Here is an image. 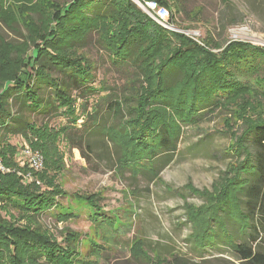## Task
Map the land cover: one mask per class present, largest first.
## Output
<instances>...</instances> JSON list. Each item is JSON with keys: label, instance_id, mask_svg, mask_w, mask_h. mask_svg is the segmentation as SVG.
<instances>
[{"label": "trees", "instance_id": "16d2710c", "mask_svg": "<svg viewBox=\"0 0 264 264\" xmlns=\"http://www.w3.org/2000/svg\"><path fill=\"white\" fill-rule=\"evenodd\" d=\"M122 1L71 0L56 8L50 33L31 52L27 65L33 68L32 73L4 81L0 90V156L10 171L0 172V264L96 261L93 255H98V249L92 246L82 252L77 233L68 231L58 240L36 224V218L55 205L61 192L50 186L49 181H44L46 189L40 188L44 171L50 170L51 162L57 158L49 151L55 147V140L48 134V123L38 125L29 115L52 112L59 116L62 109L71 111L76 99L81 101V122L68 117L60 128L69 146L89 159L98 142L110 141L119 151L117 169L137 172L144 169L152 178L176 154L180 139L178 121L193 122L196 116L217 109L232 114L238 111L242 123L235 146L242 159L222 196L204 209L205 225L198 248L202 250L207 242H213V222L221 212H226L240 238L236 241L234 233L222 230L224 222L219 230L225 232L220 234L227 236L228 247L235 257L243 264H264V251L260 248L264 237V47L241 40L219 42L211 34L202 39L204 46L183 33L156 24L133 1ZM155 1L168 8L169 20L175 25L173 10L180 11L181 6L170 0ZM128 8L141 18H129L127 13L125 16L124 10ZM0 17L4 19L1 13ZM106 19L122 24L124 31L114 42L107 41L101 32ZM59 26L62 30L67 28L69 38L59 36ZM91 31H96L110 65L122 79L120 83L100 81L101 87L94 86L93 65L73 55L76 47H83ZM214 48L218 51L212 52ZM44 86L49 87L47 95L42 94ZM102 91L106 93L99 95ZM92 96L96 100L90 104ZM238 103L243 109H234ZM14 106L16 110L10 109ZM108 117L112 118L111 124ZM11 134L21 135L26 141L40 139L46 158L40 149L31 147L43 156L41 171H44L31 173L39 184L25 180L23 173L27 168L12 161L15 147L10 153L6 140ZM5 144V150L1 151ZM60 169L55 178L61 175ZM98 193L76 195L78 201L92 206L95 216H101L102 210ZM9 210L16 211L25 223H13L7 215ZM102 218L100 222L105 220L114 231L119 229L113 218L105 215ZM136 243L141 254L144 250L154 253L151 261L155 264H198L174 253L150 251L143 239Z\"/></svg>", "mask_w": 264, "mask_h": 264}, {"label": "rangeland", "instance_id": "374dc122", "mask_svg": "<svg viewBox=\"0 0 264 264\" xmlns=\"http://www.w3.org/2000/svg\"><path fill=\"white\" fill-rule=\"evenodd\" d=\"M70 1L0 0V13L4 17H0V90L5 80L23 78L32 73L33 68L27 63L33 48L50 33L55 9ZM170 1H175L182 8L180 11L173 10L174 26L186 33L195 32L193 40L198 44L205 46L202 39L211 34L219 42L241 40L264 47V0ZM124 12L125 16L129 14V18H141L132 8ZM121 27V22L106 19L101 32L106 35L107 41L114 42L124 31ZM148 29L154 31V28ZM57 30L60 37H70L66 36L67 28L62 30L59 26ZM97 37L96 31H91L83 47H76L73 55L93 65L94 86L101 87L100 81L120 83L122 79L110 65ZM211 50L218 51L217 48ZM48 89L44 86L42 94L47 95ZM105 93L102 91L99 95ZM95 100L96 96H92L89 103ZM72 103L71 111L62 109L60 111L63 114L59 116L52 112L49 115L46 112L29 115L38 125L48 123V134L55 140V147L52 146L49 151L56 154L57 158L51 162L50 170H43L44 179H41L40 188H45L47 182L44 181H49L50 186L61 192L55 198V205L36 218L37 225L47 229L58 240L68 231L77 233L82 252L92 246L98 249V255H93L96 259L94 264H155V261H151L154 253L144 250L141 254L136 243L139 239L146 241L150 251L165 255L174 253L198 264H243L228 247L227 236L221 235L226 231L234 233L236 241L240 238L226 212H221L218 220L213 222V242H207L202 250L198 248L199 245L201 247L199 236L205 225L204 209L222 196L224 187L234 176L236 165L242 159L235 146L242 123L238 111L232 114L228 110L217 109L196 116L193 122L178 121L180 139L176 154L159 171L158 176L152 178L144 169L138 172L130 168L117 169L119 151L110 141L98 142L89 159L82 157L77 148H71L60 128L68 117L76 119V123L81 122V101L76 99ZM16 107L10 109L16 110ZM235 108L243 109V105L235 104ZM250 113H253V108ZM107 119L108 124H111L112 118ZM6 140L10 144V153L15 147L13 162L19 161L18 155L23 144L40 149L47 157L39 145V138L26 141L21 135L11 134ZM5 146L1 151L5 150ZM58 167L63 170L60 169L61 175L55 178ZM41 170L35 172H43ZM96 192L101 196L98 201L102 209L99 211L101 216H95L92 206L76 198L77 194L86 196ZM7 215L11 216L13 223H25L16 211L9 210ZM61 215L66 218H61ZM104 215L113 218L115 224L118 223L117 231L109 227L105 220L100 222ZM222 222L224 229H221L224 231L220 232ZM261 242L260 248L264 251V237ZM132 253L138 255L136 257L139 259L134 258Z\"/></svg>", "mask_w": 264, "mask_h": 264}, {"label": "built area", "instance_id": "2783aa9c", "mask_svg": "<svg viewBox=\"0 0 264 264\" xmlns=\"http://www.w3.org/2000/svg\"><path fill=\"white\" fill-rule=\"evenodd\" d=\"M132 1L136 3L138 7L149 18H151L156 24L160 25L161 27L171 31L183 32L192 39H194L193 37L196 36V33L193 31H191L190 33H186L185 31H181L177 29L169 20V11L167 7L160 5L157 1L155 0H132ZM18 156H19L18 164L20 166L27 167V171L23 173V178L28 181L34 180L35 183L39 184L40 183L39 180L33 177L30 170L36 171V170H41L43 168L42 154L37 150H33L29 145L23 144L21 146ZM8 171H10V169L6 167L0 160V172H8Z\"/></svg>", "mask_w": 264, "mask_h": 264}]
</instances>
